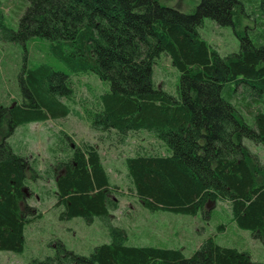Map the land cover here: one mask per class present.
<instances>
[{
  "label": "trees",
  "instance_id": "obj_1",
  "mask_svg": "<svg viewBox=\"0 0 264 264\" xmlns=\"http://www.w3.org/2000/svg\"><path fill=\"white\" fill-rule=\"evenodd\" d=\"M22 1L16 27L0 10V40L24 49L34 44L43 55L21 71L14 104L0 96V251H23L26 228L40 218L25 192L30 181L45 178L54 183L59 218H97L109 242L83 256L55 241L54 256L30 264H258L211 237L189 258L179 249L129 246L110 217L125 193H117L94 145L60 132L48 148L52 165L40 171L26 145L15 150L7 140L20 126L70 115L61 100L74 102L72 78L95 75L109 88L81 103L89 127L112 132L119 145L137 132L157 144L137 145L123 159L128 192L143 208L195 216L222 201L238 228L264 239V163L243 143L264 147V39L242 37L237 52L222 56L199 32L205 18L231 25L238 1L201 0L191 14L158 0ZM257 9L264 19V0ZM161 53L179 73L174 94L154 82Z\"/></svg>",
  "mask_w": 264,
  "mask_h": 264
},
{
  "label": "rangeland",
  "instance_id": "obj_2",
  "mask_svg": "<svg viewBox=\"0 0 264 264\" xmlns=\"http://www.w3.org/2000/svg\"><path fill=\"white\" fill-rule=\"evenodd\" d=\"M201 0H158L166 8L183 14H191ZM231 25L221 26L205 18L199 29L201 36L222 56L239 50L240 38L247 37L252 42L264 39V19L258 16L260 0H236ZM22 0H0L8 22L14 27L17 24V9ZM24 4V3H23ZM22 4V5H23ZM21 13V12H20ZM21 15V14H20ZM2 37V34H0ZM43 53H34V44L26 49L21 45L0 40V96L6 104H14L18 98L16 85L21 71L29 67V60L41 57ZM57 69L65 71V67L50 59ZM153 68L154 82L165 92L174 94L179 73L172 67L169 58L161 53ZM74 85V102L62 99L61 102L73 111L65 118L48 120L43 124H29L16 128L7 139L18 148L19 142L26 145L30 159H37L40 171L48 169L53 157L48 150L52 142L57 140L60 132L69 135L75 142L84 141L94 145L102 158L112 184L118 188L117 193H125L120 197L119 209L111 213L113 226L122 228L129 246H150L164 249H179L189 258L202 244L211 237L222 246L236 248L249 253L252 261L264 264V239L252 237L249 231L240 229L231 221L229 207L222 201L208 203L204 212L195 216L176 214L165 211H150L143 208L133 195L128 192L126 171L123 159L133 154L137 145L147 148L157 145L147 133L137 132L129 136L125 145H119L111 133L93 131L82 117L81 103L91 100L93 95L107 91V83L101 82L95 75H78L72 78ZM239 91H241L239 89ZM226 89L223 91L226 96ZM242 99H240L241 101ZM255 104L243 111L248 114ZM78 113V115H74ZM80 115V116H79ZM0 133V141L2 140ZM244 145L251 153L264 163V147L248 140ZM42 174V172H40ZM44 177V174H42ZM52 180L36 179L30 181L25 192L30 206L39 211L40 218L25 230L26 243L21 253L0 251V264H30L33 260H43L55 254V241H60L66 249L83 256L91 253L94 247L109 242L108 228L99 219L87 224L82 218L61 220V208L55 206L56 198ZM23 203L20 208L23 209Z\"/></svg>",
  "mask_w": 264,
  "mask_h": 264
}]
</instances>
